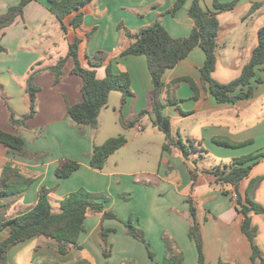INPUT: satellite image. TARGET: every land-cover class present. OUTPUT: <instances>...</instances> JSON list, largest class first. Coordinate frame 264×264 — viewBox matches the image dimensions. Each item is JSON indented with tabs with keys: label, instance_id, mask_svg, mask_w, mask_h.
Here are the masks:
<instances>
[{
	"label": "crops",
	"instance_id": "obj_1",
	"mask_svg": "<svg viewBox=\"0 0 264 264\" xmlns=\"http://www.w3.org/2000/svg\"><path fill=\"white\" fill-rule=\"evenodd\" d=\"M175 1L91 0L64 19L67 26L65 32L60 20L50 11L47 0H32L25 6L23 16H19L12 25L1 32L0 46L3 50L0 51V128L10 133H19L29 153L11 154L0 142V175L3 166L11 161L20 168L22 174L33 178V183L23 194L0 197L1 216L12 218L31 210L37 203L43 186L54 188L52 193L61 197L79 187H85L103 200L101 194L104 190L110 187L125 190L130 179L144 195L159 198L170 195L167 199L170 203L166 204L164 209L158 210L148 202L139 207L138 212L130 215L134 224L144 230L154 258L150 256L145 243L128 234L126 223L129 219L124 222V226L115 222L118 218L115 212L117 218L104 219L101 214L93 213L85 219V230L81 232L78 242L82 248L71 245L66 254H61L53 238L38 235L12 246L7 253L9 264H79L81 261L91 264H121L126 259L135 264H163L166 253L164 231L180 246L183 264H198L196 243L189 235V228L194 220L187 202L190 195L195 200L197 218L202 227L206 264H218L220 258L239 264H260V260L256 263L252 261L251 242L241 228L243 215L236 208L235 198H232V195H235V187L231 184L222 186L216 182V176L207 171L216 165L197 172L198 177L192 187L193 166L190 159L173 143L170 144L169 150H164L163 143L156 173L147 170H122L119 168V160L114 168L108 169L105 166L102 170L94 169L90 164V153L93 146L99 144L98 136H95L96 131L86 127L85 133L81 134L67 112L69 106L83 100V77L73 73V57L67 59L64 74L58 82H55V75L48 69L68 54L70 44L77 38L80 39L79 60L86 68L93 67L89 61L90 56L98 50L107 52L108 56L104 62L94 67L97 77L104 78L110 65L113 73H129L132 90V95L124 104H121V93L119 104L115 105L112 115L118 122L121 116L129 122L143 110H148L143 119L148 117V121L153 123L156 116L152 110L150 93L154 85L147 57L120 55L121 50L128 47L134 39L125 36L119 24L122 23L131 32H136L143 26L160 21L173 37L187 36L194 26L188 15L193 0H186L183 7L172 14L169 10ZM216 1L234 0H202L201 5L206 10L215 11ZM19 2L20 0H0V14H4L10 6ZM257 2H261V5H256L253 13L247 15L252 5ZM263 5L264 0H238L235 9L217 13L220 29L217 36V65L213 73L215 79L218 78L216 72L219 66L229 68L237 63L231 72L232 75H228L226 80H220L227 83L238 77L243 66L249 62L258 42L250 45L254 37L247 33V28L250 19L259 13ZM235 10H242V13L248 11L246 15L243 13L241 19L233 20L226 33L222 32L223 19ZM78 12L83 14V20L75 28L70 25V21ZM260 27L256 28L257 31ZM205 60V51L196 46L186 58L180 60L175 67L167 69L163 75L165 82L190 75L200 89V96L195 99L191 85L186 81L180 83L175 92L177 104H165L163 109L164 115L170 119L171 129L174 120L180 121L178 131H184L187 140L194 138L202 148L206 144L208 151L212 150L219 157L226 158L229 163L234 157L264 153V106L260 111L253 112L256 104H264V64L255 69L256 75L251 80L254 87L251 97L221 103L211 93L208 84L202 83L201 68ZM33 68L41 70L35 79L39 88L37 112L27 120L26 126H14L10 122V107L18 116L25 115L30 110L27 78ZM258 78L261 79L260 82L257 81ZM115 91L110 93L109 101ZM106 107L100 112V125ZM245 114L249 116L246 117ZM107 115L109 116L108 113ZM140 121L133 126L136 131L133 139L145 130V125ZM238 122H242L240 127ZM120 125L121 130H129L121 123ZM214 137H227L237 142L250 140V143L242 147H230L216 143ZM130 141L128 139L120 149L129 147ZM140 145L137 153L151 154L150 146L154 145L152 136L143 137ZM120 149L110 155L106 165ZM138 156L135 153L132 158ZM66 159L78 161L80 167L70 176L60 178L56 174V168ZM140 173L154 175L155 180H141L137 177ZM256 175L263 177L262 185L257 190L256 201L264 206V157L254 165L250 175L239 182V192L244 195L248 183ZM183 188H187L186 191H183ZM225 190L229 193L226 194ZM177 197L180 203H177ZM202 200L204 203L200 205ZM109 202L110 200H105V206L111 210ZM251 216L253 225L258 229L256 243L264 257V214L251 213ZM103 228L115 229L107 236V248L111 252L108 257L103 253ZM10 232L9 227L0 231V241L5 240ZM118 236L120 239L116 244L113 238ZM117 251H120V255L114 263Z\"/></svg>",
	"mask_w": 264,
	"mask_h": 264
},
{
	"label": "trees",
	"instance_id": "obj_2",
	"mask_svg": "<svg viewBox=\"0 0 264 264\" xmlns=\"http://www.w3.org/2000/svg\"><path fill=\"white\" fill-rule=\"evenodd\" d=\"M32 0H20L16 5L8 8L7 12L0 14V34L8 26L12 25L19 16H23L25 6ZM49 2L50 11L57 16L62 23L63 29L67 30L64 19L80 9L91 0H47ZM186 0H176L170 8V12L175 14ZM202 0H193L188 9V15L193 20L194 26L191 33L187 36L173 37L168 29L160 22L156 21L152 24L141 27L136 32H131L122 23L119 28L123 29L125 36L133 38L134 41L120 52L124 55H146L151 72L153 89L150 93L152 110L155 113L154 124L165 133L166 142L163 144L164 150L170 149V144H175L184 154L185 157L191 152L204 150L201 144H197L194 138H188L189 144L179 139V142L173 141L171 122L168 116L164 115L163 109L165 104H177L176 89L183 81L188 82L193 91L194 98L200 96V89L195 79L190 75L173 78L169 82L163 80L165 71L175 67L180 60L186 58L191 51L200 46L206 54L205 64L201 68L202 83L209 86L211 93L221 102H236L239 99L249 98L254 93V87L251 80L256 75V67L264 64V26L258 30V44L253 49L251 58L248 63L243 66L240 75L233 80L223 83L213 77V73L217 65V36L220 29V22L217 13L219 11H228L235 8L237 1L231 2H215L217 10H206L201 5ZM256 5L261 2L254 3L247 13H253ZM83 20L81 12L76 13L70 25L78 27ZM92 36V34H90ZM80 39L77 38L69 46L66 56L61 57L55 65L49 66V70L55 75V82L61 80L64 74V66L69 57L75 60L73 73L83 77V100L68 107V115L75 121L77 128L81 134L85 133V128L90 127L93 132L97 131L100 126L99 115L101 110L107 106L110 93L114 90L122 93L121 104L127 101L132 95L131 78L128 72L113 73L110 65L107 68V74L104 78L97 77L94 67L101 65L107 58L108 53L98 50L94 55L89 57L92 68L84 67L78 56ZM3 47L0 46V51ZM40 69L31 71L27 78V92L30 98V110L27 114L18 116L10 107V122L14 126H26L27 120L34 116L37 112V91L38 86L35 79L40 73ZM257 81H261L260 78ZM166 102H164V100ZM143 110L129 122L120 117L123 127L128 128L136 125L141 118L148 113ZM213 140L221 145L230 147H242L250 143L249 141L237 142L227 137H214ZM128 139L125 134L120 133L117 136L107 138L102 144H95L90 153V164L94 169L102 170L107 163L108 158L115 151L123 147ZM0 142L8 149V152L15 155H27L29 152L25 147V141L19 133H10L0 128ZM264 157V153H250L242 156L234 157L229 164H219L208 172L216 176V182L223 185L231 184L235 187L236 208L243 215L241 228L247 236L252 246V261L264 264V257L256 243L257 227L252 223L251 213L264 214V206L255 201V190L259 186L263 177L258 176L252 178L245 194L239 192V182L248 177L254 165ZM80 167V163L76 160L66 159L61 161L56 168V174L60 178L70 176ZM192 187L197 180L198 173L191 169ZM33 183V178L25 176L21 173L20 168L13 162H7L2 169L0 175V197H11L23 194ZM54 188L43 186L39 192V197L35 206L22 214L12 218H6L0 215V231L10 228V235L3 241H0V264H9L7 253L9 249L27 239L34 236L44 235L55 240L57 250L61 254H66L71 245H77L82 248L79 242V236L85 230V219L93 213L101 214L104 219L117 218L112 210L105 206V202L101 201L100 196L91 192L85 187L69 192L60 199V210H53L50 195ZM228 194V191H224ZM191 214L194 218L189 228V235L195 241L198 251V264H206V255L204 252V241L201 224L197 218V207L194 198L190 195L187 198ZM127 232L137 240L148 246L149 254L154 258V252L149 248L145 232L134 224L131 216L126 223ZM115 231L113 228H103L101 235L105 243L103 253L106 257L111 255L107 248L108 233ZM163 239L166 245V253L163 258V264H183V252L177 241L167 232H163ZM79 264H91L88 261H81ZM121 264H135L132 260L126 259ZM218 264H239L238 262L225 261L219 259Z\"/></svg>",
	"mask_w": 264,
	"mask_h": 264
},
{
	"label": "rangeland",
	"instance_id": "obj_3",
	"mask_svg": "<svg viewBox=\"0 0 264 264\" xmlns=\"http://www.w3.org/2000/svg\"><path fill=\"white\" fill-rule=\"evenodd\" d=\"M264 6V5H263ZM235 9V8H234ZM233 10V9H232ZM231 11V10H228ZM248 10L243 12L245 15ZM242 10L237 11L235 10L234 13H229L228 17L226 19H223L222 21V32H227L228 28L232 25L233 20L235 19H241L243 17ZM230 18H232L230 20ZM264 26V7L259 11V13L253 17V19H250L249 27L247 28V33H250L252 37H254V41H250L253 44H257L258 42V31L257 27ZM261 26V27H262ZM248 50V49H247ZM246 50V52H247ZM237 63L235 62L232 67L227 66H219L216 72V79L219 81L224 79L226 80L228 75H232L231 72L233 69L236 68ZM231 66V65H230ZM121 97L120 91H115L113 93V97H111V100L108 102L106 109L103 111V118H102V124L99 126L98 130L95 132V136H98V143L102 144L107 138L117 136L120 133L125 134L127 139L131 140L129 147L120 149L115 155L109 159L108 165H106V168H114L116 165V161H120L119 168L122 170L127 171H138V170H147V171H154L155 173L159 169V162L162 155V144L166 142V136L165 133L159 129L157 125L154 123H151L148 121V117H142L141 123L145 125L144 132L141 133L138 137L133 139V135L136 132L134 127H128L129 130H121L120 129V121L118 122L117 119L114 118L112 115V111L114 110L115 105L119 104V100ZM262 106L264 104H256L253 108V112H258L261 110ZM105 108V107H104ZM108 108V109H107ZM109 114V116L107 115ZM247 114H245L246 116ZM253 115V114H251ZM247 115L246 117H248ZM231 117V116H230ZM181 122L178 120L173 121V128H172V135H173V141L179 142V139H182L184 142L189 144V141L185 137L184 131H178V127H180ZM237 125L240 127L242 125V122H238ZM128 132V133H127ZM152 136V139L154 140V145L150 146L151 154L147 155L146 153H137V150L141 148L140 142L143 137L146 136ZM160 143V144H158ZM97 144V145H99ZM199 145V143H197ZM203 145V144H202ZM208 146L204 144V150H198L194 151L193 148H191V152L188 154V158L190 159L191 166H193V170L195 172L200 173V171H204L206 168H211L212 166H217L218 164H222L223 166L226 164H229V161L226 160V158L219 157L217 154L213 153L212 150L209 152ZM138 154L139 156L136 158H132L134 154ZM225 159V160H224ZM139 179L147 178L150 181H154L155 177L151 174H139L137 176ZM136 177V179H137ZM258 177L257 175L253 178ZM182 178L184 179V176L182 175ZM251 181V180H250ZM263 179L260 182L259 186L255 190V201H256V194L259 187L262 185ZM250 183V182H249ZM248 183V185H249ZM187 188H183V191H186ZM139 189L135 186L134 182L130 181L128 179L127 188L125 190H119L113 188H108L107 190H104V192L101 194L105 200H110L108 203V206L111 207V210L117 213L118 218L115 222L118 223L119 226H124V222L127 221L130 217V215L133 212H138L139 207H142L144 204H147L148 202L150 204H153V206L158 209L162 210L164 209L165 205L170 203L169 200V194L166 197H152L144 195L141 191H138ZM63 197V196H62ZM59 196V194L51 193L50 195V201L53 207V210L58 212L60 210V199L62 198ZM101 200L105 202V200ZM177 203H180L179 198H176ZM204 203V200H202L201 204ZM121 233L118 235L120 236ZM119 236L115 239L113 238V241L119 242ZM117 257L114 260V263L118 259L120 255V251H117L116 253ZM120 264V263H119Z\"/></svg>",
	"mask_w": 264,
	"mask_h": 264
}]
</instances>
